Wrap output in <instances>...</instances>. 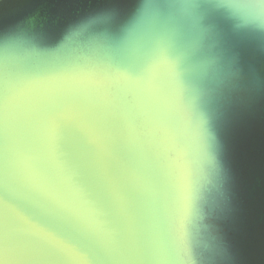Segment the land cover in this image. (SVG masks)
I'll return each mask as SVG.
<instances>
[{
	"label": "water",
	"instance_id": "95a60500",
	"mask_svg": "<svg viewBox=\"0 0 264 264\" xmlns=\"http://www.w3.org/2000/svg\"><path fill=\"white\" fill-rule=\"evenodd\" d=\"M260 0H0V76L34 80L65 65L140 73L166 66L180 113L183 165L168 174L131 95L71 101L104 137V164L123 194L111 200L94 146L61 125L59 168L10 175L0 195L87 253V264H264V18ZM34 150L42 146L33 142ZM92 210L91 212L89 210ZM179 218L182 251L170 246ZM97 225L134 229L146 255L110 257ZM187 254L188 259L178 256ZM44 264H67L59 259Z\"/></svg>",
	"mask_w": 264,
	"mask_h": 264
},
{
	"label": "snow or ice",
	"instance_id": "6c2138e0",
	"mask_svg": "<svg viewBox=\"0 0 264 264\" xmlns=\"http://www.w3.org/2000/svg\"><path fill=\"white\" fill-rule=\"evenodd\" d=\"M259 7L264 10V0ZM264 18V11L261 13ZM80 94L93 95L114 102L129 95L135 108L145 118L148 131L157 138L168 174L177 181L183 157L177 133L180 113L174 99L169 69L159 63L149 64L137 74L65 65L60 70L28 81H11L0 76V188H6L10 175H18L32 183L46 179L39 164L52 161L57 168L54 142L61 125L76 129L84 141L94 146L100 160V175L112 201L123 205L124 197L104 164L108 149L104 137L94 124L71 101ZM33 142L41 145L37 151ZM92 211L91 209L89 210ZM101 239L110 247L111 259L134 262L144 259H168L162 251L146 255V243L129 229L117 238L115 230L97 225ZM182 234L177 217L171 229L170 246L181 252ZM187 260V254L178 256ZM59 259L67 264H87L88 255L62 234L45 228L0 195V264H44Z\"/></svg>",
	"mask_w": 264,
	"mask_h": 264
}]
</instances>
